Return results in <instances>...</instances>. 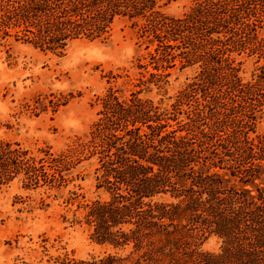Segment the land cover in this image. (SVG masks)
<instances>
[{
  "label": "trees",
  "instance_id": "obj_1",
  "mask_svg": "<svg viewBox=\"0 0 264 264\" xmlns=\"http://www.w3.org/2000/svg\"><path fill=\"white\" fill-rule=\"evenodd\" d=\"M164 1L0 0V46L12 39L63 54L72 41L107 39L116 17L141 21L155 64L143 86L165 85L176 61L196 71L164 108L137 93L103 104L89 153L110 198L86 215L96 241L139 251L148 238L157 256L135 264H264V4L190 0L174 18L159 11ZM238 57L252 61L248 78ZM9 150L0 145V166ZM185 229L218 238L220 252L188 246L177 260Z\"/></svg>",
  "mask_w": 264,
  "mask_h": 264
},
{
  "label": "rangeland",
  "instance_id": "obj_2",
  "mask_svg": "<svg viewBox=\"0 0 264 264\" xmlns=\"http://www.w3.org/2000/svg\"><path fill=\"white\" fill-rule=\"evenodd\" d=\"M158 6L164 16L181 18L192 5L165 0ZM141 25L116 17L107 39L72 41L63 54L12 39L0 46V145L11 151L0 166V264H135L145 255L157 256L148 238L139 251L98 243L86 217L92 203L110 198L97 188L99 165L89 153L108 96L131 99L137 93L144 103L164 108L196 71L180 69L176 61L166 70L165 85L143 86L155 64ZM237 60L248 78L252 61ZM257 132L264 133V109ZM184 231L177 260H185L188 246L220 252L218 238ZM168 260L162 257L160 264Z\"/></svg>",
  "mask_w": 264,
  "mask_h": 264
}]
</instances>
